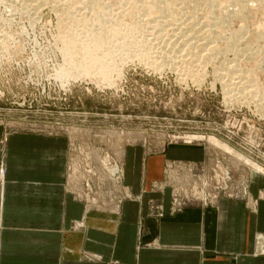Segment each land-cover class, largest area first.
<instances>
[{"label": "rangeland", "instance_id": "374dc122", "mask_svg": "<svg viewBox=\"0 0 264 264\" xmlns=\"http://www.w3.org/2000/svg\"><path fill=\"white\" fill-rule=\"evenodd\" d=\"M146 5L158 12L147 15ZM174 13L176 27L143 24ZM108 24L125 33L104 39L119 67L110 85L83 74L81 54L69 59L63 41L70 28L77 45H92V33ZM194 50L201 58L186 59ZM0 125L5 134L63 137L65 181L73 169L69 187L99 211L136 197L124 182L127 152L136 149L167 155L148 190L167 187L170 212L172 188L199 190L209 175L218 186L216 160L233 185L243 178L250 200L235 199L255 211L249 188L256 179L264 187V0H0ZM147 208L160 214L161 200L150 198Z\"/></svg>", "mask_w": 264, "mask_h": 264}, {"label": "crops", "instance_id": "0c3cea01", "mask_svg": "<svg viewBox=\"0 0 264 264\" xmlns=\"http://www.w3.org/2000/svg\"><path fill=\"white\" fill-rule=\"evenodd\" d=\"M166 157L128 150L124 182L136 197L99 211L69 187L73 169L65 181L63 137L0 125V264H264L262 183L249 188L255 211L220 197L170 212L168 188L148 190Z\"/></svg>", "mask_w": 264, "mask_h": 264}, {"label": "bare ground", "instance_id": "6f19581e", "mask_svg": "<svg viewBox=\"0 0 264 264\" xmlns=\"http://www.w3.org/2000/svg\"><path fill=\"white\" fill-rule=\"evenodd\" d=\"M131 1V0H130ZM152 1V0H151ZM161 1V0H160ZM173 1V0H172ZM180 1V0H179ZM212 1V0H211ZM158 2H159V0H158ZM164 2V1H163ZM70 3V2H69ZM112 3V2H111ZM129 3V2H128ZM135 3V2H134ZM139 3V2H138ZM141 3V2H140ZM153 3V2H152ZM162 3V2H161ZM169 3V2H168ZM143 4V3H142ZM141 4V5H142ZM154 4V3H153ZM159 4V3H158ZM93 5V4H92ZM166 5H168V4H165V6ZM159 6H162V5H159ZM164 7V6H163ZM174 7V6H173ZM178 7V6H177ZM124 8V7H123ZM145 11H146V13H147V15H151V14H153V13H155V12H158L157 11V9H156V6L155 5H146L145 6ZM166 8H168V7H166ZM165 8V9H166ZM181 8V7H180ZM68 9V8H67ZM115 9V8H114ZM122 9V8H121ZM161 9H162V7H161ZM92 10V9H91ZM97 10V9H96ZM124 10V9H123ZM169 10V9H168ZM176 10V9H175ZM181 10V9H180ZM99 11V10H98ZM141 11V10H140ZM97 12V11H96ZM101 12V11H100ZM118 12V11H117ZM125 12V11H124ZM172 12H173V9H172ZM99 13V12H98ZM138 13V12H137ZM94 13H92V15H93ZM134 14V13H133ZM161 14V13H160ZM159 14V15H160ZM163 14V13H162ZM172 14V13H171ZM177 14V13H176ZM176 14L174 13L173 15H169L168 17V19L166 18V20L167 21H163V20H155V19H143V24L144 25H146V27H148L149 28V30H151L152 31V29L153 28H155V27H157V26H161L163 23H165L164 25H167V27L168 26H175L176 27V25H177V23H178V20H180V19H177L175 16H176ZM87 15V14H86ZM157 15V14H156ZM175 15V16H174ZM164 16V15H163ZM74 17V16H73ZM96 17V16H95ZM119 17V16H118ZM157 17V16H156ZM106 18V17H105ZM114 18V17H113ZM124 18V17H123ZM84 19V18H83ZM122 19V18H121ZM162 19V18H161ZM79 21H81L82 20V18L80 17V19H78ZM107 20V19H106ZM115 20H116V18H115ZM114 20V21H115ZM141 21H142V19H140ZM182 21V20H181ZM117 22H118V20H117ZM120 22V21H119ZM180 22V21H179ZM184 23V22H183ZM199 23V22H198ZM118 24V23H117ZM124 24H126V23H124ZM92 25V24H91ZM121 25V24H120ZM149 25V26H148ZM119 26V25H118ZM125 26H127V25H125ZM185 26V25H184ZM104 27V26H103ZM139 27V26H138ZM145 27V28H146ZM164 27V26H163ZM101 28V27H100ZM105 29H103L102 28V30H100V31H97V32H93L92 33V35H91V39L93 40V42L94 41H96V42H94V44H92V45H88V44H81L80 45V43H79V45H77L76 44V41H77V37L75 36V34L73 33V31L72 30H70L69 31V29L67 30V31H65L64 33V37H63V41L66 43V46H65V49H64V51H65V55L66 56H70L71 58H72V56L74 55L75 56V54L77 55V53L78 54H81L80 56V59L78 60V62H77V64L81 67V69L83 70V74H90V73H96V76L97 77H99L101 80H103L104 82H107L108 83V85H110V84H112V81L113 80H111L110 79V72H112V71H114V69H116V66L117 65H115L114 66V62L115 61H113V59H114V55L112 54L113 52H112V50H109L110 48H105V47H103V45H104V39H108L109 37H111V40H113L114 41V39H118V38H124V35H125V33L124 32H122V29H119L118 27H116V26H109V24H108V26L107 27H104ZM129 28L130 29H132V28H135V27H133V26H129ZM151 28V29H150ZM188 28V27H187ZM192 28V27H191ZM194 28V27H193ZM165 29V28H164ZM169 29V28H168ZM178 29H179V27H178ZM125 31V30H124ZM144 31H145V29H144ZM143 31V32H144ZM177 31V30H176ZM133 32H135V33H137L136 31H133ZM142 32V33H143ZM141 33V32H140ZM145 33V32H144ZM168 33V32H167ZM147 35V34H146ZM159 35H161V34H157V35H155L151 40H152V42H154L155 44H158L157 42H159V40H160V37H159ZM135 36V35H134ZM138 36V35H137ZM143 36V35H142ZM141 36V37H142ZM145 36V35H144ZM153 36V35H152ZM61 37V36H60ZM139 37V36H138ZM186 37V36H185ZM135 38V37H134ZM140 38V37H139ZM166 38V37H165ZM187 38V37H186ZM126 39V38H125ZM136 39V38H135ZM138 39V38H137ZM159 39V40H158ZM89 40V39H88ZM121 40V39H120ZM130 40V39H129ZM134 40V39H133ZM161 41V40H160ZM180 41V40H179ZM119 42V41H118ZM136 42L137 43H140V45H141V43L143 44V40H136ZM135 42V43H136ZM145 42H146V40H145ZM151 42V44H153ZM181 42V41H180ZM180 42H178V45L180 44ZM109 43V42H108ZM160 43V42H159ZM177 43V42H176ZM119 44V43H118ZM132 44V43H131ZM145 44V43H144ZM149 44V43H148ZM191 44V43H190ZM190 44H188V45H190ZM146 45H147V42H146ZM177 45V46H178ZM108 46V45H107ZM113 46H115V45H113ZM185 46V45H184ZM194 46H195V44H194ZM193 46V47H194ZM120 47H121V44H120ZM132 47V46H131ZM137 47V46H136ZM141 47V46H140ZM143 47H144V45H143ZM151 47H152V45H151ZM148 48V47H147ZM175 48V47H174ZM182 48V47H181ZM141 49H142V47H141ZM144 49V48H143ZM160 49V48H159ZM139 50V49H138ZM145 50V49H144ZM172 50H173V48H172ZM175 50V49H174ZM181 50V49H180ZM197 50V49H196ZM209 50V49H208ZM210 50H212V49H210ZM116 51V50H115ZM137 51V50H136ZM143 51V50H142ZM149 51V50H148ZM201 51V50H200ZM138 52V51H137ZM173 52V51H172ZM126 53V52H125ZM119 54V53H118ZM142 54H143V52H142ZM171 54V53H170ZM180 54V53H179ZM176 55H178V54H176ZM203 55V54H202ZM78 56V55H77ZM117 56V55H116ZM142 56V55H141ZM140 56V57H141ZM189 56V55H188ZM201 56V54L199 53H197V51H192V53L190 54V56L189 57H187L186 59H190L191 57H197V59L199 60V58H201L200 57ZM70 57H69V59H70ZM130 56L129 55H126V56H123V55H121L120 57H119V59L122 61L123 59H126V58H129ZM143 58H147V57H144V56H142ZM152 57V56H151ZM77 58V57H76ZM131 58V57H130ZM183 58H185V57H183ZM132 59V58H131ZM203 60V59H202ZM77 61V60H76ZM127 61V60H126ZM143 61V60H142ZM201 61V60H200ZM179 62V61H178ZM189 62V61H188ZM195 62V61H194ZM154 63V62H153ZM190 63V62H189ZM189 63H187V65L189 64ZM70 64V63H69ZM68 64V65H69ZM73 64V63H72ZM76 64V63H75ZM162 64V61H160L159 63H157V65L158 66H160ZM198 64V63H197ZM119 65V64H118ZM190 65V64H189ZM188 65V66H189ZM200 65V64H199ZM71 66V65H70ZM78 66V67H79ZM195 66V65H194ZM77 67V66H76ZM115 67V68H114ZM118 67V66H117ZM178 67V66H177ZM190 67V66H189ZM193 67V66H192ZM200 67V66H199ZM204 67V66H203ZM71 68L72 67H68V69H65L66 71H65V73L63 74L65 77L66 76H71ZM119 68V67H118ZM180 69V68H179ZM79 70V69H78ZM81 70V71H82ZM121 70V69H120ZM198 70V69H197ZM80 71V70H79ZM78 71V72H79ZM80 71V72H81ZM117 71V70H116ZM187 71H189V70H187ZM195 71V70H194ZM176 72V71H175ZM179 72V71H178ZM82 74V73H81ZM114 74V73H113ZM218 75V74H217ZM61 76V75H60ZM74 76V75H73ZM76 76V75H75ZM79 76V75H78ZM85 76V75H84ZM193 76H194V74H193ZM112 77V76H111ZM98 78V79H99ZM182 79V78H181ZM195 80V79H194ZM225 80V79H224ZM237 80V79H236ZM61 81H63L64 82V79H62Z\"/></svg>", "mask_w": 264, "mask_h": 264}, {"label": "built area", "instance_id": "2783aa9c", "mask_svg": "<svg viewBox=\"0 0 264 264\" xmlns=\"http://www.w3.org/2000/svg\"><path fill=\"white\" fill-rule=\"evenodd\" d=\"M216 169H218V171L220 170L222 173L220 176L221 180L219 181L218 186L216 188L210 187L212 182V175H209L208 178L204 177L205 181L207 182V187H203L199 190H197V188H194V186H191L192 188H189L188 190L186 188H182L181 186L177 188H172L173 193L171 195V205L175 207L173 211L178 210L181 205L192 202H198L203 205H211L214 204L217 198L220 196L239 199L243 198L245 199V203L249 202L250 199H248L249 197L247 194L246 186L244 185V182H242L243 178H239V183L236 182V185H233L231 183L230 176L226 175V167H221V161L216 160L215 163L212 165V170L214 172H216ZM192 190H194L195 192ZM251 202L249 203V205H251Z\"/></svg>", "mask_w": 264, "mask_h": 264}]
</instances>
